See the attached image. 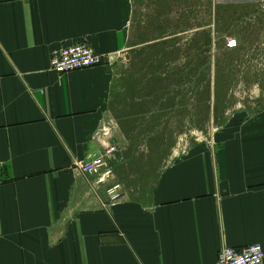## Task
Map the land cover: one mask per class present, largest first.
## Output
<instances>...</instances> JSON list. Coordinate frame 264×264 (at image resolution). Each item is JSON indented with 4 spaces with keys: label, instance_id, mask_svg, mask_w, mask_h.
<instances>
[{
    "label": "crops",
    "instance_id": "crops-1",
    "mask_svg": "<svg viewBox=\"0 0 264 264\" xmlns=\"http://www.w3.org/2000/svg\"><path fill=\"white\" fill-rule=\"evenodd\" d=\"M138 7L0 0V264H216L224 247L264 251V109L230 116L205 143L157 149L163 161L130 162L131 145L123 154L129 107L152 105L126 103L115 82L129 50L142 71L152 57ZM79 43L103 64L49 70L55 50ZM107 143L109 181L73 169Z\"/></svg>",
    "mask_w": 264,
    "mask_h": 264
},
{
    "label": "rangeland",
    "instance_id": "rangeland-1",
    "mask_svg": "<svg viewBox=\"0 0 264 264\" xmlns=\"http://www.w3.org/2000/svg\"><path fill=\"white\" fill-rule=\"evenodd\" d=\"M138 8L141 41L155 42L152 57L142 71L129 50L115 75L126 103H152L138 107L140 116L129 107L134 119L120 140L123 154L126 145L137 148L130 162L166 160L154 152L205 143L230 116L264 109V0H139ZM229 39L237 42L230 51Z\"/></svg>",
    "mask_w": 264,
    "mask_h": 264
},
{
    "label": "built area",
    "instance_id": "built-area-1",
    "mask_svg": "<svg viewBox=\"0 0 264 264\" xmlns=\"http://www.w3.org/2000/svg\"><path fill=\"white\" fill-rule=\"evenodd\" d=\"M225 47L227 50H233L237 47V42L229 39ZM103 62V58L95 54L88 45L79 43L55 50L49 57L48 67L51 72L62 76L100 67ZM115 152L116 147L107 143L100 156L77 160L73 163V169L84 176L96 177L102 182L109 181L112 173L107 168L106 159ZM107 196L111 203L117 202L121 198L120 185H111L107 190ZM216 264H264V251L259 245H249L241 249L224 247L217 254Z\"/></svg>",
    "mask_w": 264,
    "mask_h": 264
}]
</instances>
